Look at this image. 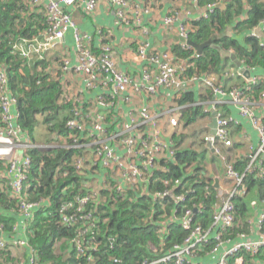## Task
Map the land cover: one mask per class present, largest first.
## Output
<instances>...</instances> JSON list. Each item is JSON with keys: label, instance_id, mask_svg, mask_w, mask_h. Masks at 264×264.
<instances>
[{"label": "built area", "instance_id": "2783aa9c", "mask_svg": "<svg viewBox=\"0 0 264 264\" xmlns=\"http://www.w3.org/2000/svg\"><path fill=\"white\" fill-rule=\"evenodd\" d=\"M25 1L26 6L42 13L47 27L40 39L13 43L12 48L27 63L36 58L48 59L44 53L55 48L56 43L63 42L65 33L74 27L70 10L81 0ZM110 1L120 8L116 12L118 21L125 22L124 10L127 8V2ZM221 2L223 0H216L200 7V13L193 20H189L188 17L178 24V45L182 50H192L188 40L191 27L186 22L205 19ZM96 7L97 0H86L82 10L84 14L91 15ZM243 19L244 16L238 17L240 21ZM176 20H178L176 17L167 16L163 24L170 27ZM247 36L257 40L264 48V15L256 27L246 34ZM90 42L89 37L75 30V66L70 68L67 55L61 52L60 56L55 58L58 62H51L54 63L53 70L50 69L51 63L48 69L53 78L63 82L60 103L71 104V115L65 124L68 132L65 138L62 137L64 144L61 146L74 149L78 153L72 159L74 182L66 188L71 192L65 194L67 198L61 202L59 209V224L76 231L75 237L67 244L84 258L88 252L96 253L100 246L94 238L97 234L95 231L98 223L97 208L114 207L123 200L136 202L142 195L147 194V183L151 181L153 171L166 172L161 162L172 160L175 150L171 138L162 126L166 119L169 127L183 128L179 121L182 106L173 105L165 112H156L150 105H146V97L153 100V97L165 90L172 93L174 100L180 96L181 91L198 84L209 91L211 99L213 97V100L207 101L209 106L206 108L203 106V113L209 118L211 113L216 112L215 133L212 135L209 129L210 133L202 135L201 143L223 163L225 178L231 186L226 193L217 192L218 203L214 207L210 228L205 230L194 224L190 210L184 211L179 218L168 217L171 219L169 223L177 220L180 228L186 233L183 240L174 244L164 255L150 261L144 260L142 263L198 264L194 258L202 253H215L224 241L225 230L231 229L238 220L235 201L243 199L246 195V175L264 178V114L260 117L255 114L257 104L264 101V92L262 91L258 99H255L254 91L258 87V82L251 79L250 75L243 85L226 89L223 79L236 76L238 69L225 70L220 76L198 74L189 78L186 73L189 68L187 62L175 58L170 51H149L147 42L137 45L132 53L131 61L137 66L135 74H126L118 69L112 55L113 47L109 42L102 43L98 53L92 51ZM239 65L242 69L248 70L242 62H239ZM69 69H72L70 73L74 72L81 77L86 92H98L93 99L86 101L80 91L66 90L64 78ZM238 72L241 74L239 70ZM97 87L103 90H93ZM218 97L227 98L237 108L240 116L250 122L259 138L257 148L241 159L246 161L241 173L234 169L237 161H227L220 149V146L232 147L229 138L232 120L215 110L217 105L221 104V101L216 99ZM13 107L15 113L12 111ZM124 107L127 109L125 117L121 110ZM17 118L16 98L10 92L5 71L0 68V119L4 124V128L0 130V162L4 164L3 169H0V177L8 182L9 194L18 201V212L30 220L39 203L29 200L30 158L27 152L32 148L36 149L37 146L32 145L21 132L16 124ZM61 175L65 178L69 177L70 173L65 171ZM199 177H202L201 174ZM181 183V180H164L162 184L166 190L152 192L151 199L155 202L163 200L172 190L180 187ZM185 193L190 191L187 190ZM173 200L176 203L182 202L184 196L178 195L173 197ZM164 223L163 220L160 225ZM256 225L260 236L258 240L236 242L224 251L216 264H242L243 254L256 256L264 251V212L258 215ZM28 228L29 225L26 226L27 231ZM162 235L160 227L158 236ZM113 241V238L108 240L109 249H112ZM13 245L21 248L26 243L17 240ZM29 249V264H39L37 251L31 247ZM0 251H8L7 243L1 238ZM86 261L93 264L91 257ZM118 262L114 260V263ZM0 263H3L1 256Z\"/></svg>", "mask_w": 264, "mask_h": 264}, {"label": "trees", "instance_id": "16d2710c", "mask_svg": "<svg viewBox=\"0 0 264 264\" xmlns=\"http://www.w3.org/2000/svg\"><path fill=\"white\" fill-rule=\"evenodd\" d=\"M215 1L196 0V5L200 8ZM263 8L264 0H223L205 19L186 22L191 27L188 40L194 45H191L192 50H182L177 45L172 47L171 54L187 62L189 68L186 73L189 78L198 74L220 76L226 70L227 63L234 59L248 69L264 70V48L257 40L246 37L262 19ZM27 13L28 6L22 0H0V68L5 71L10 92L16 98V124L29 142L34 144L39 117H42L49 133L57 132L63 138L67 136L65 124L71 115V104L60 103L63 82L48 73L50 63L58 62L57 59L36 58L27 63L12 48L13 43L40 39L47 27L42 13ZM239 16H244V19L238 20ZM195 47H199L200 51L197 52ZM257 90L254 91L255 99L259 96ZM210 99L207 90L203 100L207 102ZM173 105L182 106L179 120L183 128L208 118L203 113V105L196 106L192 91L187 89L180 92V96L173 100ZM3 128L0 119V130ZM181 140L172 136L175 150L172 160L161 162L166 168L165 173L153 171L151 181L147 183L146 195L134 203L123 200L114 207L97 208V234L94 238L100 246L96 253L88 252L85 258L67 244L75 237L76 231L59 224L60 204L67 198L65 194L71 192L66 188L74 182L72 159L78 154L77 151L62 146L48 151L29 149V200L39 205L29 220L28 244L37 251L39 264H89L86 259L90 257L93 264H142L144 260H153L183 240L186 233L177 220L169 223V218H179L186 210L191 211L194 224L205 230L210 228L214 207L218 203L217 190L206 181L198 155L190 149H182ZM245 165V160H239L234 164V169L241 173ZM3 166L0 162V169ZM65 171L70 173L69 177H62ZM173 179L181 180V186L172 190L163 200L155 202L151 199L152 192L166 190L162 184L164 180ZM245 181L248 188L254 185L264 187V178L246 175ZM8 189V182L0 177V227L2 233L11 235L18 201L11 197ZM187 190L190 193H185ZM181 194L184 200L174 202L173 197ZM235 210L238 220L244 223L249 216V204L245 198L235 201ZM163 220L165 223L160 225ZM239 226L236 228L234 225L225 230L223 235L231 238L240 232ZM160 227L162 236H158ZM110 238L114 240L112 249L108 248ZM59 242L66 248L63 258L57 256L54 249ZM0 256L3 258L0 264L10 263L9 253L0 251ZM115 259L119 262L114 263Z\"/></svg>", "mask_w": 264, "mask_h": 264}, {"label": "crops", "instance_id": "0c3cea01", "mask_svg": "<svg viewBox=\"0 0 264 264\" xmlns=\"http://www.w3.org/2000/svg\"><path fill=\"white\" fill-rule=\"evenodd\" d=\"M22 1L26 3L25 0ZM85 1L86 0H81L75 8L70 10L74 20V27L70 28L65 33L63 42L54 45L56 48L54 51L56 52L47 55L48 58H57V56L63 52L64 55H67L69 67L73 68L76 64L74 31L77 30L81 35L89 37L91 40L90 45L92 44L91 49L95 53L99 52L102 43L106 41L109 42L113 47L112 55L118 69L126 74H135L136 72L137 66L132 63L131 58L137 45L147 42L149 51L171 52L172 47L179 44L177 34L178 24L188 17L189 20H193L200 13L201 9L196 5V0L185 1V7L182 6V0H125L127 2V8L124 10V12L126 11V21L123 22L118 21L116 15V12L120 8L113 5L110 0H97V7L91 15L83 13L84 11L82 8ZM188 12H190L189 15H187ZM33 13L37 14V9L28 7L27 14ZM167 16L176 17L178 20L174 21L170 27H166L163 24V20ZM229 34L231 35V32H228V35ZM53 65L54 63H51V70L54 68ZM227 65L226 70H237V67L233 62H228ZM56 70H58V68H56ZM71 70L72 69H69L68 72ZM248 71L251 76L250 78L256 79L258 82L257 89L259 90H257V94H260L262 91L264 92V70L249 68ZM60 76H62V74ZM245 81L246 77L239 74L237 70L236 76L223 79V84L226 89H230L243 85ZM64 82L66 90L80 91L82 93V98L86 101L93 99L98 94L97 91L86 92L85 90L87 89L83 80L74 72H69L66 75V78H64ZM93 90L103 89L97 87ZM187 90L192 91L196 106L203 105L204 108L209 106V102L203 100L207 93L204 87L194 84L188 87ZM150 99L151 98L146 97V105H150L151 109L156 112H165L173 107L172 93L169 91L163 90L153 97V100ZM216 99H219L221 104L217 105L215 110L232 120L229 129V138L232 142V149L224 146H220V149L227 161L236 162L245 158L248 153L257 148L259 138L250 122L240 116L237 108L233 106L227 98L218 97ZM211 100H213V97ZM121 110L125 117L127 109L124 107L121 108ZM12 111L15 113L14 107L12 108ZM255 114L257 117L264 114V101L257 104ZM197 122H200L199 127L201 128L202 133L198 138L196 149H194L192 144L186 139L185 133L187 128L173 129L168 126L166 119H164L162 129L164 128L171 140L173 135L176 136V139L181 138L182 149H190L198 155L201 163L200 166L204 171L206 181L211 183L217 192L226 193L231 184L225 178L223 163L201 143L202 135L207 132L210 133V128H208L210 117L200 119ZM191 139H195V137H191ZM234 140H237V142H234ZM244 198L249 204V216L244 223L237 220L234 224L237 228L241 223L239 226L240 232L231 236V238L225 237L224 235V241L220 248L215 253L210 252L198 255L194 258L196 263L216 264L224 251L236 242L255 241L260 238L256 220L258 215L264 212V187L262 186L259 188V186L254 185L252 188H248L247 186V192ZM13 217L16 220L13 226V233L11 235L2 233L0 238L8 245V251L6 253H9L10 262H12L13 257L11 253L14 252V250H18L20 257H18L15 262L18 261L19 264H29L30 246L28 240L30 234L29 231L26 230V226L29 225V220L19 212L13 214ZM17 240L24 241L26 245L18 248L13 245V242ZM54 249L57 256L61 255L62 258L65 256L66 248L63 243H56ZM242 258V264H264V251L256 256L243 254Z\"/></svg>", "mask_w": 264, "mask_h": 264}, {"label": "rangeland", "instance_id": "374dc122", "mask_svg": "<svg viewBox=\"0 0 264 264\" xmlns=\"http://www.w3.org/2000/svg\"><path fill=\"white\" fill-rule=\"evenodd\" d=\"M185 1L187 0H182V6L185 7ZM53 48L50 51L45 52L44 54L47 56L49 54H53L54 51ZM55 55V54H54ZM60 56V55H59ZM200 122H196L194 123L191 127L187 128V131L185 133L186 135V139L188 142H190L192 144V146L194 147V149H196L197 145H198V138L200 136V134L202 133L201 128L199 127ZM199 124V125H198ZM60 137L59 134L57 132H55L54 134L51 132L49 133L47 131V128L45 127L44 123H43V119L42 117L38 118L37 120V125H36V129H35V133H34V146H37L36 149H39L41 151H48L51 149H57L58 147H60L63 143V138H58ZM191 137H195V139H191ZM234 142H237V140ZM13 255L12 257V262H10L11 264H19L18 261L15 262V260H17L18 257H20L19 255V251L18 250H14V252L11 253Z\"/></svg>", "mask_w": 264, "mask_h": 264}, {"label": "water", "instance_id": "95a60500", "mask_svg": "<svg viewBox=\"0 0 264 264\" xmlns=\"http://www.w3.org/2000/svg\"><path fill=\"white\" fill-rule=\"evenodd\" d=\"M58 42V41H56ZM189 45H192L194 47V45L192 43L189 42ZM196 51L199 52L200 48L199 47H195ZM233 63L236 65L237 69L241 72V75L245 76L246 78L249 77V71L248 70H244L240 67L239 62L237 60H233ZM215 116H216V112L211 113L210 117H211V123L209 125V128L211 130V134L213 135L215 133ZM216 187V186H215Z\"/></svg>", "mask_w": 264, "mask_h": 264}]
</instances>
